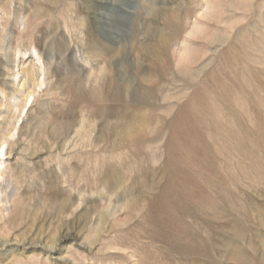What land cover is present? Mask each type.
Segmentation results:
<instances>
[{"label":"rangeland","instance_id":"rangeland-1","mask_svg":"<svg viewBox=\"0 0 264 264\" xmlns=\"http://www.w3.org/2000/svg\"><path fill=\"white\" fill-rule=\"evenodd\" d=\"M1 142L0 264H264V0H0Z\"/></svg>","mask_w":264,"mask_h":264},{"label":"bare ground","instance_id":"bare-ground-1","mask_svg":"<svg viewBox=\"0 0 264 264\" xmlns=\"http://www.w3.org/2000/svg\"><path fill=\"white\" fill-rule=\"evenodd\" d=\"M31 74L33 75V73L31 72ZM120 116V115H119ZM129 117V116H128ZM123 118V117H122ZM127 119V118H126ZM130 124V123H129ZM123 124L117 125L116 128L120 129V135L123 139H126L128 136V130L127 128H125V126H122ZM6 153H4V142L0 143V155H5ZM1 174V172H0Z\"/></svg>","mask_w":264,"mask_h":264}]
</instances>
